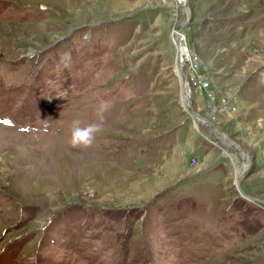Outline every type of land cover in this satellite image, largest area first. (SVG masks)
Instances as JSON below:
<instances>
[{"label":"rangeland","instance_id":"obj_1","mask_svg":"<svg viewBox=\"0 0 264 264\" xmlns=\"http://www.w3.org/2000/svg\"><path fill=\"white\" fill-rule=\"evenodd\" d=\"M189 6L190 102L247 151L239 186L184 105V8L0 0V264H264V0ZM76 120L101 125L91 147Z\"/></svg>","mask_w":264,"mask_h":264},{"label":"water","instance_id":"obj_2","mask_svg":"<svg viewBox=\"0 0 264 264\" xmlns=\"http://www.w3.org/2000/svg\"><path fill=\"white\" fill-rule=\"evenodd\" d=\"M189 2L190 0H185V3L183 5V8L185 9L186 11V20L183 22V24L180 26L179 30H178V34L179 33H183L184 29L187 27V25L189 24V22L191 21L192 19V13H191V9H190V6H189ZM176 68H177V71L179 73V77H180V81H181V87H182V96L184 98V100L186 101L187 103V112L190 116L192 117H195L197 119H199L200 121L206 123L209 125V127L212 129V131L214 132L215 136L217 137L218 141H220L221 143H224L221 139V136H220V133H223L222 131H220L215 124H213L210 120H208L206 117L200 115L191 105V102H190V90H189V87H188V82H187V76H186V69L188 68L187 65H184L182 66L181 65V54L179 53V50L177 49V54H176ZM216 129L219 130V134H216ZM231 140V139H229ZM232 141V140H231ZM226 146H228L229 148L235 150L243 159L244 161V169L242 170V172L240 173V175L238 176V178H236V181H237V185L239 186V182L241 180V178L244 176V171L247 170V167L250 165V158L247 154V151L242 148L240 145H238L237 143L235 142H231V143H224ZM239 192H240V195L242 197H244L245 199L249 200V201H254V200H259L257 198H254L252 196H249L247 194H245L243 191L241 192V189L239 188ZM261 203L264 204V201L263 200H259Z\"/></svg>","mask_w":264,"mask_h":264},{"label":"clouds","instance_id":"obj_3","mask_svg":"<svg viewBox=\"0 0 264 264\" xmlns=\"http://www.w3.org/2000/svg\"><path fill=\"white\" fill-rule=\"evenodd\" d=\"M110 108L107 102H101L98 108L101 121L103 115ZM101 130V125L98 123H90L86 126H81L79 120L73 121L71 129L70 145L72 148H88L91 147L96 139V134Z\"/></svg>","mask_w":264,"mask_h":264},{"label":"bare ground","instance_id":"obj_4","mask_svg":"<svg viewBox=\"0 0 264 264\" xmlns=\"http://www.w3.org/2000/svg\"><path fill=\"white\" fill-rule=\"evenodd\" d=\"M181 36H183V33H179L178 34V31L174 34V37H173V42H174V44H175V46H176V49H178L179 50V53L181 54V65L182 66H184V65H187V66H189V68L185 71V73H188L189 72V69H190V65H189V57H186V60L184 59L183 60V57H184V55H185V44H184V39L183 38H181ZM185 58V57H184ZM183 101H184V105H185V107H187L186 105H187V103H186V101L184 100V98H183ZM216 134H219V130L218 129H216ZM220 136H221V139H222V141L224 142V143H231V141L227 138V136L224 134V133H220ZM243 167V169H244V166H242ZM242 169V170H243ZM242 172V171H241ZM240 172V173H241ZM240 175V174H239ZM238 175V176H239ZM238 176H237V178H238Z\"/></svg>","mask_w":264,"mask_h":264},{"label":"built area","instance_id":"obj_5","mask_svg":"<svg viewBox=\"0 0 264 264\" xmlns=\"http://www.w3.org/2000/svg\"><path fill=\"white\" fill-rule=\"evenodd\" d=\"M173 5H174V9H179V8H183V5L185 3V0H172Z\"/></svg>","mask_w":264,"mask_h":264},{"label":"snow or ice","instance_id":"obj_6","mask_svg":"<svg viewBox=\"0 0 264 264\" xmlns=\"http://www.w3.org/2000/svg\"><path fill=\"white\" fill-rule=\"evenodd\" d=\"M3 123L7 124V123H10L9 121H2Z\"/></svg>","mask_w":264,"mask_h":264},{"label":"trees","instance_id":"obj_7","mask_svg":"<svg viewBox=\"0 0 264 264\" xmlns=\"http://www.w3.org/2000/svg\"><path fill=\"white\" fill-rule=\"evenodd\" d=\"M242 201H243V200H242ZM242 204H245V200L243 201V203H242ZM242 204H241V205H242Z\"/></svg>","mask_w":264,"mask_h":264}]
</instances>
